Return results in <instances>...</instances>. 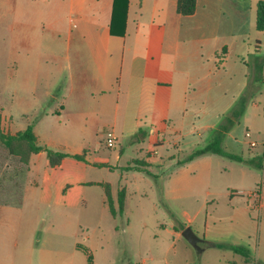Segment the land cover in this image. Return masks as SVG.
<instances>
[{"label":"crops","instance_id":"0c3cea01","mask_svg":"<svg viewBox=\"0 0 264 264\" xmlns=\"http://www.w3.org/2000/svg\"><path fill=\"white\" fill-rule=\"evenodd\" d=\"M56 1L63 4L57 6ZM196 1L194 13L185 15L178 11V0H0V28L6 29L4 39L9 38L11 49H17L18 67L25 62L24 48L32 47L34 51L45 35L48 40L50 34L53 38L66 35L69 80L64 98L73 104L75 112L91 115L93 127L103 135L109 131L115 135L112 147L104 138L99 141L107 149L99 147L98 161H91L88 151L68 154L82 155L83 160L75 159L87 165L125 173L118 189L108 182L101 183L109 211L105 185L110 186L116 207L118 192L126 191L124 213L115 216L110 211L112 216L125 215L130 196L126 181L132 172H165L163 200L167 204L184 202L192 187L195 192L207 188L202 205L188 217V223L181 228L176 223L171 225L172 240L165 250V264H199L200 252L196 256L182 232L193 226L207 205L217 213L206 212L201 229L192 227L204 239L200 242L201 252L208 246L218 247L217 243L236 244L245 246L249 257L230 249L235 258L225 259V264H262L263 251L256 234L259 225L251 218L249 210L253 208L248 197L243 191L229 192L231 187L218 185L223 182L222 176L232 173L229 167L237 169L222 160L228 157L207 153L179 163L185 158V148L193 151L212 140L213 129L244 92L250 98L235 127L245 126L252 138L256 131L264 130L258 109L264 95V31L256 27L261 0ZM63 10L66 15L61 17L58 14ZM63 20L65 25H61ZM48 49L58 60L54 46L50 44ZM258 74L262 80L257 79ZM69 108L62 105L65 111ZM0 112L4 129L11 118L2 105ZM235 127L224 137L225 150L249 158L264 154L252 149L264 147V137L261 142L251 138L257 142L252 146L248 138L246 142L235 135ZM207 133L211 139L201 145ZM124 136L133 137L134 143H143L149 137V146L137 149L143 156L131 157L125 166L120 165V159L126 149L120 147L112 165L106 151L115 148ZM244 143L250 146L248 152ZM8 151L0 141V208L9 202L5 187L10 183L4 179L8 174ZM42 152L32 154L30 160ZM248 169L240 166L239 175H247ZM160 225L169 229L166 223ZM102 248L105 250L106 245Z\"/></svg>","mask_w":264,"mask_h":264},{"label":"rangeland","instance_id":"374dc122","mask_svg":"<svg viewBox=\"0 0 264 264\" xmlns=\"http://www.w3.org/2000/svg\"><path fill=\"white\" fill-rule=\"evenodd\" d=\"M55 3L57 6L63 4L61 1ZM58 15L64 17L66 12L63 10ZM65 23L63 20L61 25ZM6 35V29L0 28V105L12 120L6 121L3 130L15 132L32 125L39 144L67 153L88 151L89 159L98 161L99 147L107 149L99 141L107 136L93 127L91 115L75 112L71 108L73 104L64 98L69 80L66 35L53 38L50 34L49 40L45 35L34 51L32 47L24 48L26 58L22 67L17 66V49H11L9 38L4 39ZM50 44L54 46L58 60H54V54L48 49ZM7 45L10 46L8 49ZM63 104L70 108L63 110ZM258 109L264 125V95L258 102ZM245 129V126L237 125L234 131L238 138L247 142ZM263 137L264 130H261L256 131L252 139L261 142ZM210 139L207 133L201 145ZM122 146L126 150L120 165L125 166L131 157L143 156L137 149H147L149 137L143 143H134L133 137L119 138L115 148L106 151L112 158V165ZM242 146L248 152V143ZM252 149L255 153H264L262 145ZM20 151L28 152L26 146L20 147ZM191 151L185 148L182 155L186 157ZM8 157V174L4 179L10 183L5 187L9 202L0 208V264H89L88 253L80 247L91 252L94 264H165V250L172 240L171 225L176 223L178 228L184 227L188 217L197 211L206 197V187L196 192L192 187L184 202L164 203L165 172L158 169L132 172L126 181L130 196L125 215L114 217L105 202L101 183L108 182L118 189L123 183L122 174L125 175L122 170L112 172L71 156L60 166L52 167L44 150L28 163L22 160L21 154L8 151ZM222 160L237 169L229 167L232 173L222 176L223 182L218 185L223 183V188L231 187L229 192L233 189L243 191L245 196L257 186L262 188L263 205L249 211L255 224L259 225L256 234L264 264V172L245 161ZM240 166L249 168L247 175H239ZM135 174L137 178L133 177ZM22 202V206L16 207ZM206 212L215 215L217 210L208 205L203 208L192 224L194 229H201ZM163 223L169 229H163L160 225ZM190 246L198 256V250L192 244ZM252 256L254 259L256 254ZM234 258L235 253L229 248L208 246L199 253L198 263L225 264V259L232 261Z\"/></svg>","mask_w":264,"mask_h":264},{"label":"trees","instance_id":"16d2710c","mask_svg":"<svg viewBox=\"0 0 264 264\" xmlns=\"http://www.w3.org/2000/svg\"><path fill=\"white\" fill-rule=\"evenodd\" d=\"M196 2H197L196 0H178V11L185 15L193 14L194 11L196 10ZM256 27L258 30L264 31V0H261L257 6ZM262 66L263 65L260 64L258 68L261 70ZM257 79L262 80L261 75L258 74ZM249 98L250 97L248 93L244 92L238 99L232 111L229 114H226L223 117L222 121L218 124V126L215 129H213L212 140L205 146L193 150L179 163L181 164L191 161L196 157H199L207 153H216L237 161H241V162L245 161L251 165L262 168L264 163V154L260 156H256L254 158L245 159L241 155L228 152L223 147V140L224 137L226 136V133L229 132L231 129H233V127H235V125L240 121L241 117L245 112V108L249 101ZM0 141L4 145H6V147L9 149V151L12 154L15 155L21 154L22 160L27 163L30 161L32 154H37L43 150L47 153L49 163L52 167L59 165L64 157L70 156V154L66 152L56 151L39 144L32 125H29L26 129L18 131L15 134H12L10 132H5L2 128L1 112H0ZM25 146L28 152L23 154L20 151V147H25ZM72 156L80 160L84 159L82 155L75 154ZM105 191L111 213L115 216L122 215L124 213L126 191L122 189L118 192V207H116L114 204L111 188L108 184L105 185ZM216 245L220 248H225V247L229 248L235 251L236 253L246 256L247 258L250 255L248 249L245 246L236 245V244H224V243H217ZM80 248L84 249L88 253L89 264H94L93 255L91 254V252H89L87 248L84 247H80Z\"/></svg>","mask_w":264,"mask_h":264},{"label":"built area","instance_id":"2783aa9c","mask_svg":"<svg viewBox=\"0 0 264 264\" xmlns=\"http://www.w3.org/2000/svg\"><path fill=\"white\" fill-rule=\"evenodd\" d=\"M106 143L108 146L112 147L115 144V135L113 132L109 131L106 133ZM245 137L248 139L252 138V133L251 131L247 130L245 132ZM250 144L252 146L256 145L257 142L254 140H250ZM248 197V203L251 208L253 209H258L262 206V188L261 186H257L256 189L250 190L247 194Z\"/></svg>","mask_w":264,"mask_h":264},{"label":"water","instance_id":"95a60500","mask_svg":"<svg viewBox=\"0 0 264 264\" xmlns=\"http://www.w3.org/2000/svg\"><path fill=\"white\" fill-rule=\"evenodd\" d=\"M182 234L199 252L203 250V248L200 246V242H202L204 239L200 237L191 226H187L183 230Z\"/></svg>","mask_w":264,"mask_h":264}]
</instances>
